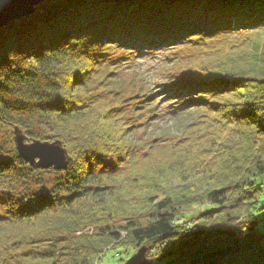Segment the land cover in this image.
I'll return each mask as SVG.
<instances>
[{"label":"trees","instance_id":"trees-1","mask_svg":"<svg viewBox=\"0 0 264 264\" xmlns=\"http://www.w3.org/2000/svg\"><path fill=\"white\" fill-rule=\"evenodd\" d=\"M185 43L200 49L187 71L132 96L120 86V63ZM114 46L132 52L112 60ZM159 105L178 134L137 140ZM14 129L60 142L67 169L23 162ZM0 137V264H95L141 247L149 264H264V0H47L0 30ZM44 173L54 180L33 202L24 188ZM203 232L216 242L180 241Z\"/></svg>","mask_w":264,"mask_h":264},{"label":"rangeland","instance_id":"rangeland-1","mask_svg":"<svg viewBox=\"0 0 264 264\" xmlns=\"http://www.w3.org/2000/svg\"><path fill=\"white\" fill-rule=\"evenodd\" d=\"M192 41L194 42V40ZM199 50L200 49L194 47L193 44H178L173 50H170L168 52H164L163 49H159L154 53L142 54L141 57L136 58V61L134 63L124 61L120 63L123 67L121 69L122 74L120 75V86L125 84L123 89L128 94V96L134 95L139 88H146L144 92H146L149 87L157 89L161 83L167 84L171 76L174 75V72L180 73L183 71H187V69L192 66L196 56H198ZM129 52L132 51L124 50L120 47L114 46L106 53L111 54L112 60H122L126 59L129 56ZM134 55H136L135 52H133V54H131L130 56ZM166 55L169 56L171 61H169V58L166 59ZM6 101L10 104L11 111H14L16 116L21 117L23 121L28 124L34 123L36 116L31 112L29 106L27 105L28 103L25 102L24 99H21L20 97L9 96ZM165 111V105H159L158 113H160L162 118L153 119L148 129H146L143 124L135 129V137L137 138V140H140L142 142L145 141L147 142V144H159L166 142L171 135L176 136L178 134L176 121L170 120L167 116H164L163 113H165ZM33 133L36 134L37 132ZM1 141L2 139L0 137V143ZM22 169V167L19 168V170ZM52 179L54 180L53 176L51 177L48 174L44 173L39 183H30V181H28L24 189L25 191H27V195L30 197V200H32L36 194L48 191L50 189L49 184ZM261 182V178H256L254 180V183L256 185H259V187ZM35 199H33V202H36ZM30 200L28 201L30 202ZM30 207L34 208V205H31ZM203 213H205L204 207L196 208L187 213L186 216L192 219L185 220V224L183 226L184 229L185 227H187L189 228V231H191L190 229L192 227V224H195ZM258 219L260 221L258 220L259 223L257 226L261 229L264 226V212ZM180 241H182L183 243L197 242L202 244H210L216 242V237L203 232L202 234L197 236L196 239H190L188 236H184L181 237ZM149 248L156 249V247L151 248L150 246ZM132 251L133 249L131 248H129V251L126 252H122L119 249L108 250L103 256H101V260L98 263L96 262L95 264H124L129 258L132 257V255L137 253L138 249L133 252Z\"/></svg>","mask_w":264,"mask_h":264},{"label":"water","instance_id":"water-1","mask_svg":"<svg viewBox=\"0 0 264 264\" xmlns=\"http://www.w3.org/2000/svg\"><path fill=\"white\" fill-rule=\"evenodd\" d=\"M47 0H0V30L8 24L32 16L36 8ZM13 143L18 157L32 168L56 171L66 170L70 159L61 143L33 141L26 144L17 129L13 131ZM124 264H149L146 248L141 247Z\"/></svg>","mask_w":264,"mask_h":264}]
</instances>
